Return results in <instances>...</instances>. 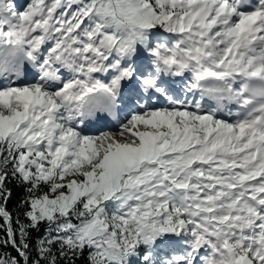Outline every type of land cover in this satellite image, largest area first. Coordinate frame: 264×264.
I'll return each instance as SVG.
<instances>
[{
    "label": "snow or ice",
    "instance_id": "obj_1",
    "mask_svg": "<svg viewBox=\"0 0 264 264\" xmlns=\"http://www.w3.org/2000/svg\"><path fill=\"white\" fill-rule=\"evenodd\" d=\"M0 264H264V0H0Z\"/></svg>",
    "mask_w": 264,
    "mask_h": 264
},
{
    "label": "trees",
    "instance_id": "obj_2",
    "mask_svg": "<svg viewBox=\"0 0 264 264\" xmlns=\"http://www.w3.org/2000/svg\"><path fill=\"white\" fill-rule=\"evenodd\" d=\"M19 196V192H17L14 196H13V199L10 201L9 203V208H12L14 207V205L16 204V201H17V198Z\"/></svg>",
    "mask_w": 264,
    "mask_h": 264
}]
</instances>
